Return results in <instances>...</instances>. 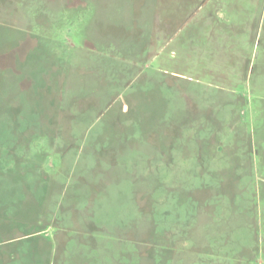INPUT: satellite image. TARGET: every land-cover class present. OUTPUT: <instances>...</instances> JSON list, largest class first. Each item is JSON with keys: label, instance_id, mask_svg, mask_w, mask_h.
Returning a JSON list of instances; mask_svg holds the SVG:
<instances>
[{"label": "rangeland", "instance_id": "obj_1", "mask_svg": "<svg viewBox=\"0 0 264 264\" xmlns=\"http://www.w3.org/2000/svg\"><path fill=\"white\" fill-rule=\"evenodd\" d=\"M0 160V264H264V0H0Z\"/></svg>", "mask_w": 264, "mask_h": 264}, {"label": "trees", "instance_id": "obj_2", "mask_svg": "<svg viewBox=\"0 0 264 264\" xmlns=\"http://www.w3.org/2000/svg\"><path fill=\"white\" fill-rule=\"evenodd\" d=\"M1 136H2V134H1ZM0 170H2V171L7 170V166L3 165V161H1V160H0Z\"/></svg>", "mask_w": 264, "mask_h": 264}]
</instances>
